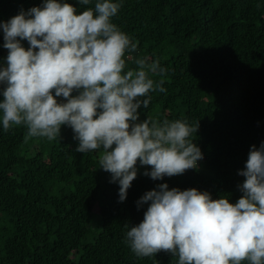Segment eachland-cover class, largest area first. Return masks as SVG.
Wrapping results in <instances>:
<instances>
[{
	"label": "trees",
	"instance_id": "trees-1",
	"mask_svg": "<svg viewBox=\"0 0 264 264\" xmlns=\"http://www.w3.org/2000/svg\"><path fill=\"white\" fill-rule=\"evenodd\" d=\"M66 2L79 14L96 0ZM113 2L121 7L112 22L137 44L136 52L125 53V70L138 67V58L167 69L163 76L150 75L164 80L166 92L149 93L140 120L199 123L190 139L204 158L197 168L163 180L145 176L151 166L138 162L137 178L121 202L118 182L100 169L102 150L75 151L70 127L62 126L55 140L25 142L26 127L5 132L0 120V264H177L178 258L163 251L137 257L126 243L130 226L142 222L148 207L138 204L140 198L163 183L231 203L242 195L245 177L239 172L252 145L264 143V0ZM43 3L0 0V22ZM3 44L0 28V68L8 54ZM22 44L30 47L26 40ZM96 207L97 232L91 225Z\"/></svg>",
	"mask_w": 264,
	"mask_h": 264
},
{
	"label": "clouds",
	"instance_id": "clouds-1",
	"mask_svg": "<svg viewBox=\"0 0 264 264\" xmlns=\"http://www.w3.org/2000/svg\"><path fill=\"white\" fill-rule=\"evenodd\" d=\"M120 7L96 0L94 8L78 14L66 0H44L0 22L8 50L0 68V120L5 132L26 127L25 142L52 141L61 137L62 126L70 127L78 141L75 151L102 150L100 169L118 182L123 202L138 162L151 166L145 176L163 180L197 168L204 155L190 139L199 123L140 120L149 93L166 92L164 80L150 75L163 76L167 69L138 58V67L125 70V53L136 52L137 44L112 22ZM239 175L245 179L235 203L167 183L147 191L138 201L148 205L144 218L130 226L126 243L137 257L163 251L178 258L177 264H264V143L252 145Z\"/></svg>",
	"mask_w": 264,
	"mask_h": 264
},
{
	"label": "rangeland",
	"instance_id": "rangeland-1",
	"mask_svg": "<svg viewBox=\"0 0 264 264\" xmlns=\"http://www.w3.org/2000/svg\"><path fill=\"white\" fill-rule=\"evenodd\" d=\"M91 225H92V229L96 230V232L100 229L99 207H96Z\"/></svg>",
	"mask_w": 264,
	"mask_h": 264
},
{
	"label": "built area",
	"instance_id": "built-area-1",
	"mask_svg": "<svg viewBox=\"0 0 264 264\" xmlns=\"http://www.w3.org/2000/svg\"><path fill=\"white\" fill-rule=\"evenodd\" d=\"M58 99H60V98H58Z\"/></svg>",
	"mask_w": 264,
	"mask_h": 264
}]
</instances>
